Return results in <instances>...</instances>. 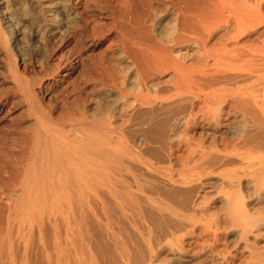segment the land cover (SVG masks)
Instances as JSON below:
<instances>
[{"label": "bare ground", "instance_id": "bare-ground-1", "mask_svg": "<svg viewBox=\"0 0 264 264\" xmlns=\"http://www.w3.org/2000/svg\"><path fill=\"white\" fill-rule=\"evenodd\" d=\"M94 1L0 0V264H264V0Z\"/></svg>", "mask_w": 264, "mask_h": 264}, {"label": "rangeland", "instance_id": "rangeland-1", "mask_svg": "<svg viewBox=\"0 0 264 264\" xmlns=\"http://www.w3.org/2000/svg\"><path fill=\"white\" fill-rule=\"evenodd\" d=\"M88 6H89V10L91 11H94L95 13H101L102 11V7H103V0H95L94 2L92 3H88ZM153 17V16H152ZM171 22H172V15L169 11H164V14L162 16V21L160 23H157L154 30H155V34L156 33H162L164 32L168 27L171 26ZM54 45V43H51L50 44V48H52ZM67 47L64 48L63 51H65ZM4 88H2L0 86V91H2ZM55 99V98H54ZM59 99V98H58ZM47 100V99H46ZM25 116V113L22 111V109H18V110H15V112H13L10 117V121H7V122H3L1 125H0V130L4 133H8V132H12L14 130H23V131H26L28 130V128L30 127V124L25 122V121H22V124L19 125L18 120H20L21 118H25L23 117ZM1 134V133H0ZM5 214V213H4ZM4 216H3V219H2V222L4 221Z\"/></svg>", "mask_w": 264, "mask_h": 264}]
</instances>
